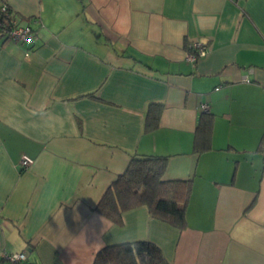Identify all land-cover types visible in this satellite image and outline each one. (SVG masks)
<instances>
[{
  "label": "crops",
  "instance_id": "crops-1",
  "mask_svg": "<svg viewBox=\"0 0 264 264\" xmlns=\"http://www.w3.org/2000/svg\"><path fill=\"white\" fill-rule=\"evenodd\" d=\"M0 5L36 32L0 36V264L20 251L26 264H92L135 240L171 264H264V0ZM195 41L205 53L187 59ZM151 102L161 111L145 130ZM207 112L210 147L196 151ZM133 153L191 179L184 228L145 205L119 224L95 209Z\"/></svg>",
  "mask_w": 264,
  "mask_h": 264
},
{
  "label": "trees",
  "instance_id": "trees-1",
  "mask_svg": "<svg viewBox=\"0 0 264 264\" xmlns=\"http://www.w3.org/2000/svg\"><path fill=\"white\" fill-rule=\"evenodd\" d=\"M161 106L160 102H151L148 105L145 130L157 126ZM210 116L208 112L201 114L194 134L193 147L196 151L210 147L212 130ZM167 160L168 157L165 155L131 154L125 169L111 181L95 209L112 222L119 224L124 212L145 205L151 216L179 229L184 228L191 179L166 178L164 173ZM92 264L171 263L164 258L161 249L154 242L135 240L102 246L95 253Z\"/></svg>",
  "mask_w": 264,
  "mask_h": 264
},
{
  "label": "built area",
  "instance_id": "built-area-1",
  "mask_svg": "<svg viewBox=\"0 0 264 264\" xmlns=\"http://www.w3.org/2000/svg\"><path fill=\"white\" fill-rule=\"evenodd\" d=\"M8 5H0V36L10 39L16 43H32L36 38V32L31 24H22L16 14L8 8ZM190 50L187 53V59L195 60L205 53V46L199 41L190 43ZM202 108L207 109L206 105ZM33 163V158L27 154H22L19 164L27 168ZM4 257L11 264H26V255L24 252H12L4 254Z\"/></svg>",
  "mask_w": 264,
  "mask_h": 264
},
{
  "label": "clouds",
  "instance_id": "clouds-1",
  "mask_svg": "<svg viewBox=\"0 0 264 264\" xmlns=\"http://www.w3.org/2000/svg\"><path fill=\"white\" fill-rule=\"evenodd\" d=\"M99 219H100V222H101V224H102V226H103V223H104V219H103V217H100ZM102 234H104L103 227L101 228V235H102ZM93 235H95L94 229H93Z\"/></svg>",
  "mask_w": 264,
  "mask_h": 264
}]
</instances>
